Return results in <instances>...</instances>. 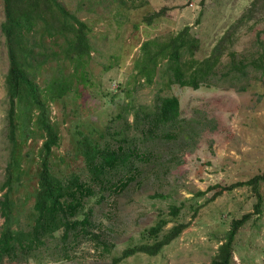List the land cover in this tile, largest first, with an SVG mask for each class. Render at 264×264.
Here are the masks:
<instances>
[{
	"label": "rangeland",
	"instance_id": "obj_1",
	"mask_svg": "<svg viewBox=\"0 0 264 264\" xmlns=\"http://www.w3.org/2000/svg\"><path fill=\"white\" fill-rule=\"evenodd\" d=\"M56 1L84 21L88 49L84 66L73 77L67 102H48L49 118L59 136L51 148V167L57 176L74 171L90 183L83 208H90L89 230L97 236L84 235L68 245L71 240L57 239L59 229L45 239L47 248L30 250L26 258L3 263L108 262L123 247L142 240L141 231L170 204L180 205L177 218L188 220V225L160 252H135L116 264L208 263L229 219L251 211L255 197L248 185L223 190L211 200L208 196L213 189L199 190L264 170V15L258 10L263 12L264 5L256 2V11L240 18L252 0ZM152 12L157 15L147 21ZM2 18L0 0V22ZM186 24L189 35L198 40L192 52L197 58L207 55L216 40L229 32L214 73L196 88L166 85L163 60H159L147 81L138 67L141 41L166 38ZM61 43V37L39 29L27 37V44L45 60L36 77L40 86L73 69L70 63L63 65ZM228 51H233L237 67L231 65ZM186 55L183 51V57ZM6 68L0 31V183L9 148ZM165 94L177 96L184 121L175 129L164 125L154 130L149 126L152 104L156 96ZM79 132L91 135L100 146L121 148L127 153L123 165L108 169L100 180L91 178L76 152ZM41 140L33 134L19 143L20 164L27 167L25 182L12 195L20 221L32 202L30 195L25 197V188L35 186ZM260 191L262 211L237 230L232 264H264V183ZM62 244L64 249H60ZM63 253L67 256L53 257Z\"/></svg>",
	"mask_w": 264,
	"mask_h": 264
},
{
	"label": "trees",
	"instance_id": "obj_2",
	"mask_svg": "<svg viewBox=\"0 0 264 264\" xmlns=\"http://www.w3.org/2000/svg\"><path fill=\"white\" fill-rule=\"evenodd\" d=\"M3 18L0 31L3 35L7 68L4 74V86L8 100L6 108V126L9 148L4 165V178L0 183V264L4 260L26 258L30 250L47 248L45 239L53 237L57 230H61L57 239L68 245L84 235L96 237L97 234L89 230L90 208H83V198L90 193V183L80 178L77 172L71 171L67 175L57 176L51 167V148L58 143V133L49 118L48 102L58 100L65 104L67 93L71 88L75 73L85 62L88 49L85 23L74 14L67 11L56 0H1ZM256 2L264 5V0H252L244 9L240 18L250 16L256 9ZM55 7L56 11L53 9ZM260 13L264 11L259 8ZM157 12L149 14L150 17ZM40 30L54 38L61 37L63 65L73 67L72 70L60 74L62 77L52 76L43 86L36 77L45 61L40 51L34 52L27 44L30 32ZM229 32L222 34L212 45L210 52L201 57H194L193 48L197 47V38L189 35L188 25L182 26L175 33L166 38L155 40L146 38L141 41L139 71L150 81L152 71L163 60L162 71L166 75V85L176 83L180 86L196 88L205 82L219 62L222 53L221 45L228 39ZM183 51L186 56L183 57ZM231 65L233 51H228ZM258 66L259 63L255 62ZM229 70V69H228ZM179 102L175 94L159 95L153 101L151 108L152 121L149 126L159 130L161 126L179 127L184 117L179 115ZM145 116V113L143 114ZM37 134L42 138L37 151L35 186L25 188V197L31 196L32 202L26 207L23 220L19 219V208L12 197L19 186L25 182L27 167L23 168L19 160V143L27 137ZM76 152L82 156L83 165L91 178L100 180L101 175L108 169L123 165L127 156L121 148L99 145L91 135L80 133L76 138ZM264 183V170L250 175L243 180H236L227 184L215 182L206 186L200 193L213 189L208 199H213L223 190H230L233 186L248 185L255 197L252 210L231 217L228 227L217 239L214 252L206 264H232L233 239L241 225L254 213L257 216L262 211L263 194L260 191ZM30 195V196H29ZM29 196V197H28ZM199 207L197 205L195 210ZM179 204H170L166 211H159L153 222L141 231L142 240L136 244L123 247L113 255L108 262L101 264H116L122 258L135 252L149 255L161 251L162 247L175 238L189 223L188 220H178ZM195 210L193 214L195 213ZM80 214L79 217H76ZM170 224L167 225V223ZM80 233V234H79ZM111 245V244H110ZM62 244L60 249H64ZM54 254L55 259L66 257Z\"/></svg>",
	"mask_w": 264,
	"mask_h": 264
}]
</instances>
